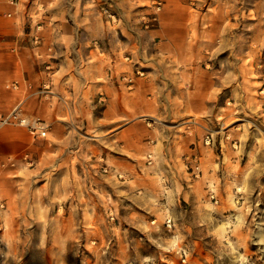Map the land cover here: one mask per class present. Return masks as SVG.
<instances>
[{
    "label": "rangeland",
    "instance_id": "rangeland-1",
    "mask_svg": "<svg viewBox=\"0 0 264 264\" xmlns=\"http://www.w3.org/2000/svg\"><path fill=\"white\" fill-rule=\"evenodd\" d=\"M45 2L69 25L83 24L84 11H89L87 23L99 52L105 47L103 42L124 45L120 50L127 64L124 73L135 71L140 76L139 109L155 102L148 97L157 93L154 80L164 84L169 92L161 104L169 107L166 116L130 114L122 120L124 124L136 121L135 132L141 135L140 144L129 149L137 151L134 158L139 172H149L145 160L152 134L159 132L162 138L172 132L188 149V157L181 161L186 165L185 180L192 184L184 183L187 197L172 203L170 217L147 211L157 204L147 194L138 202L144 205L148 199L150 204H145L146 210L139 206L142 214L137 225L124 226L121 207L107 206L105 188L103 195L94 192L91 208L86 210L91 222L80 223L85 215L80 210V216L72 215L77 224L68 225L60 223L68 217L67 206L59 209L53 205L56 194L37 188L44 172H25L26 167L12 175L6 172L13 167L8 160L19 163L20 155L0 158V250L7 252L0 264H264V0ZM21 3L29 11L41 12L45 6L36 0ZM184 7L194 15L195 32L171 33L174 46L143 32L156 28L167 8L169 19L186 20ZM33 10L26 12L23 23L30 33L45 24L43 16L34 21ZM136 42L144 47L133 49ZM186 95L194 111L178 113V107L186 106ZM89 132L102 134L96 129ZM93 142L96 159V153L107 146ZM125 151L118 154L127 155ZM194 156L201 162L200 172L192 167ZM101 171L108 173V167L104 165ZM8 188L24 192L19 202L28 204L26 209L20 203L13 212L6 208L4 189ZM26 216L30 224H18ZM54 218L56 225L51 223ZM54 230L62 232L59 239L50 235Z\"/></svg>",
    "mask_w": 264,
    "mask_h": 264
},
{
    "label": "crops",
    "instance_id": "crops-1",
    "mask_svg": "<svg viewBox=\"0 0 264 264\" xmlns=\"http://www.w3.org/2000/svg\"><path fill=\"white\" fill-rule=\"evenodd\" d=\"M36 1L41 2L39 4L42 7L45 5L43 11L23 10L21 2L13 5L11 0H0V113L7 114L20 104L25 114L47 120L51 129L49 140L46 141L34 138L23 126L0 127V158L20 155L19 163L10 165L13 167L6 172L14 175L26 167L25 172H44L37 188L41 192L56 194L53 197L57 200L53 205H58L59 209L67 206L68 217L60 219L62 224L76 225L77 219L72 215L75 212V215L80 216V210L85 213L80 223L91 222L86 216V210L91 208L94 192L103 195L105 188L107 193H112L114 201L110 202L107 194L106 204L121 207L124 226L137 225L142 214L139 206H144L146 210L145 204H150L148 199L144 205L138 202H142L141 197H147V194L156 198L154 203L157 202L147 211L153 213L157 210L158 215L170 217L168 211L172 210V203L178 204L182 198L187 197L184 185L188 181L185 180L186 165L181 159L185 161L188 157V149L183 148L181 141L172 132L162 135V138L159 132H154L153 138L148 141L149 152L145 160V163H149V172H139L134 158L137 151H130L129 148L140 144L141 135L135 132L136 121L131 120L127 124L122 122L130 114L166 116L169 107L161 104L168 99L169 92L165 91L164 84L157 83L159 80L155 79L157 87L154 91L157 93L148 95L155 102L143 106V110L139 109L137 100L141 96L140 76L135 71L133 74L124 73L127 64L120 53L124 45L119 41L103 42L105 47H101L102 51L99 52L98 45L93 41L92 26L87 23L89 11H84L83 24L76 22L69 25L63 19L59 20L61 14L52 13L48 9L45 0ZM32 10L31 16H36L34 21L42 16L45 19L40 42H34L35 31L27 32L23 25L26 12L29 14ZM184 11L188 13L187 19L176 20L169 19L168 8L165 9L160 15L158 26L143 32L150 37L159 36V42L174 46L171 33L195 32L194 15L189 8L184 7ZM52 17L55 20L50 19ZM131 46L137 49L144 47V44L136 42ZM156 55L163 54L156 52ZM149 81L151 83L153 80ZM184 98L186 106L182 110L178 107L177 112L194 111V106H189L187 95ZM170 109L172 113L175 112L173 107ZM95 129L101 130V136L89 134V130ZM93 141L108 147H102V152L96 153V159L93 158ZM125 148L127 155L118 154ZM28 164L34 166L31 168ZM104 165L108 167L106 174L101 171ZM187 183L192 184L191 181ZM4 190L8 210L13 212L18 203L21 208L28 207L26 203L23 206L24 201L19 202L24 199L23 191L17 192L14 188ZM116 193L118 197L113 195ZM42 198L44 203V194ZM29 220L28 216L21 217L18 224L29 225ZM51 223L56 225L57 219L54 218ZM68 230L70 234L71 229ZM72 231L76 233L75 229ZM60 233L54 230L50 235L59 239L57 235ZM85 233L90 235L91 232L88 233L85 228ZM5 256L7 252L0 250V261Z\"/></svg>",
    "mask_w": 264,
    "mask_h": 264
},
{
    "label": "built area",
    "instance_id": "built-area-1",
    "mask_svg": "<svg viewBox=\"0 0 264 264\" xmlns=\"http://www.w3.org/2000/svg\"><path fill=\"white\" fill-rule=\"evenodd\" d=\"M23 0H11L13 5H19ZM43 25L38 24L37 30L33 34L34 42H40L42 39V29ZM4 125H19L26 128V130L34 137V138H47L51 129L50 123L38 116H28L25 114L20 104L14 106L7 114L0 113V127ZM150 160L152 154L149 155ZM194 165L192 166L195 172L201 171V162L198 156H194L193 158ZM8 165H14L15 161L12 158H9ZM151 162V161H150ZM170 222V220H168Z\"/></svg>",
    "mask_w": 264,
    "mask_h": 264
},
{
    "label": "bare ground",
    "instance_id": "bare-ground-1",
    "mask_svg": "<svg viewBox=\"0 0 264 264\" xmlns=\"http://www.w3.org/2000/svg\"><path fill=\"white\" fill-rule=\"evenodd\" d=\"M245 71V70H244Z\"/></svg>",
    "mask_w": 264,
    "mask_h": 264
}]
</instances>
